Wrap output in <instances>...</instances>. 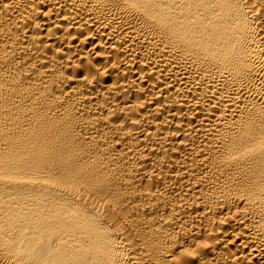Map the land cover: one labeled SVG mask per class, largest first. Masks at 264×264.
Wrapping results in <instances>:
<instances>
[{
  "label": "bare ground",
  "instance_id": "6f19581e",
  "mask_svg": "<svg viewBox=\"0 0 264 264\" xmlns=\"http://www.w3.org/2000/svg\"><path fill=\"white\" fill-rule=\"evenodd\" d=\"M0 264H264V0H0Z\"/></svg>",
  "mask_w": 264,
  "mask_h": 264
}]
</instances>
